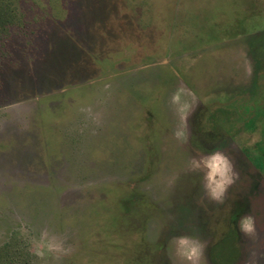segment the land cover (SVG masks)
<instances>
[{
  "label": "rangeland",
  "instance_id": "1",
  "mask_svg": "<svg viewBox=\"0 0 264 264\" xmlns=\"http://www.w3.org/2000/svg\"><path fill=\"white\" fill-rule=\"evenodd\" d=\"M259 141L264 0H0V264H189L229 222L195 162Z\"/></svg>",
  "mask_w": 264,
  "mask_h": 264
},
{
  "label": "flooded vegetation",
  "instance_id": "2",
  "mask_svg": "<svg viewBox=\"0 0 264 264\" xmlns=\"http://www.w3.org/2000/svg\"><path fill=\"white\" fill-rule=\"evenodd\" d=\"M203 114V110L196 114L195 132L207 150L226 149L223 136L201 130ZM259 143L254 148L256 156H264V149H259L264 141ZM251 171L255 173L252 179L249 173L245 174L243 181L231 184L223 197L215 200L227 210L226 222H229L227 230L221 232L223 235L219 239H215V234H205V241L201 245L205 244L206 247V264H264V175L255 167ZM245 217L252 219L253 230L249 233L241 230V221Z\"/></svg>",
  "mask_w": 264,
  "mask_h": 264
},
{
  "label": "clouds",
  "instance_id": "3",
  "mask_svg": "<svg viewBox=\"0 0 264 264\" xmlns=\"http://www.w3.org/2000/svg\"><path fill=\"white\" fill-rule=\"evenodd\" d=\"M180 99L179 94L173 97L174 102ZM180 111L184 114L182 118L186 120L190 106H183ZM178 137L184 136L183 132H177ZM195 167L204 172L205 187L209 196L214 200H219L224 195L228 186L233 183L232 164L230 159L223 152H213L203 156L195 162ZM241 230L249 233L253 230L251 217H245L241 221ZM177 254L189 262V264H199L203 254V246L189 237L182 236L176 241Z\"/></svg>",
  "mask_w": 264,
  "mask_h": 264
}]
</instances>
